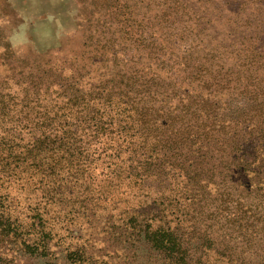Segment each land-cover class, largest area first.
Here are the masks:
<instances>
[{
    "label": "trees",
    "instance_id": "trees-1",
    "mask_svg": "<svg viewBox=\"0 0 264 264\" xmlns=\"http://www.w3.org/2000/svg\"><path fill=\"white\" fill-rule=\"evenodd\" d=\"M116 1L100 0L102 12L81 9L83 42L59 57H17L3 42L1 264L19 253L57 264L58 249L70 264H105L85 248L107 235L189 264L173 208H151L176 199L165 190L178 178L187 192L191 164L180 167L181 150L188 163L224 158L215 167L223 185L252 196L220 193L212 177L199 183L216 190L224 235L255 242L264 233V0H167L177 16L152 6L154 24ZM173 22L188 36L171 31ZM207 238L214 259L197 264H237Z\"/></svg>",
    "mask_w": 264,
    "mask_h": 264
},
{
    "label": "rangeland",
    "instance_id": "rangeland-1",
    "mask_svg": "<svg viewBox=\"0 0 264 264\" xmlns=\"http://www.w3.org/2000/svg\"><path fill=\"white\" fill-rule=\"evenodd\" d=\"M79 1L0 0V62H3L2 59L5 58L2 47L3 42L10 44L17 57L24 55L28 51L44 52L51 57H59L64 51L66 52V49L82 44V32L77 27V18L80 10L82 9L86 13L94 11L102 12L103 6L100 0H83L81 3ZM116 2H119L120 5L125 3L129 6L128 10L130 12L135 11L139 17H144V20H149L152 24H154L153 16L155 13L159 14V10L155 9L157 7L162 9L168 8V12L177 16L175 13L177 7L167 0H123ZM147 2H153V5L149 4L151 6L149 7L147 6ZM152 6H155V8ZM150 10L153 12L151 13ZM178 12H180L179 9ZM163 24L160 21V26ZM149 26L150 23L146 29H149ZM185 27L186 24L184 23L175 24L173 22L170 29L174 33H177V35L182 30L185 37H187L188 32ZM203 53L200 47L193 49V55L195 56L200 57ZM170 154L167 152L166 155L169 156ZM186 154L185 150L178 151V164L180 167L189 168V164H191V169H188L189 172L186 176L188 179L187 192L182 189L183 186L181 187L180 182L182 179L178 178L175 181L178 184L177 187L174 188L172 185H169L165 190V193L178 195L176 199L171 200V203L169 197L168 200L164 197L159 199L153 203V207H151L155 208L153 211L156 209L159 211L166 207L169 209L173 208L172 218L177 219L178 217V221L180 222L176 233L187 248L189 264H197L200 258L214 259V254L205 249L208 245V242H206L207 236L216 240L219 235L221 236L218 241L216 240L215 246L235 258L237 264L259 263L261 258H264V233H262L260 241L255 242H247L245 238L235 235L231 237L225 236V228L221 226L224 220L222 216L215 215L216 190H212L211 192L207 188L199 190V183L203 185L202 182L205 183L208 178L212 177L213 181L219 186L220 193L225 192L234 197L241 196L243 199H252V196L248 195L247 192L235 184L225 182L226 184L223 185L221 175L217 174V171L221 169H216L215 167L219 163H225L224 158L223 161L195 158L191 159V162L188 163L187 159H183ZM214 157L220 159V155H214ZM155 193L158 192L152 190L153 197ZM187 193L188 198L184 199ZM258 197L256 196V198ZM250 199H247V202H250ZM85 237L95 240L89 230ZM234 237L236 238L233 239ZM97 239L102 240L101 246H98L97 243L96 246L91 247V244L86 243L85 251L90 256L103 259L102 261L105 264H167L164 262L162 256L151 251L145 243L140 242V239L137 244L133 243V237L126 240L125 237L112 238L107 235L99 236ZM76 241L75 239H68L67 243L74 246L78 244ZM79 242H83V240ZM55 251L57 255L54 263H71L69 260H66V255L61 250ZM105 255L108 256L104 258ZM5 256H2V260H7L8 264H42L43 262L38 258L30 257L23 253Z\"/></svg>",
    "mask_w": 264,
    "mask_h": 264
}]
</instances>
